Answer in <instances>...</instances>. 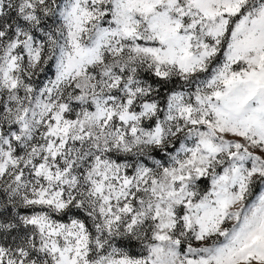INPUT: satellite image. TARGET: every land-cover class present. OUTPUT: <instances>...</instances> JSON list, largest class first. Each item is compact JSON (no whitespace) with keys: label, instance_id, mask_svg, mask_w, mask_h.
I'll return each instance as SVG.
<instances>
[{"label":"snow or ice","instance_id":"obj_1","mask_svg":"<svg viewBox=\"0 0 264 264\" xmlns=\"http://www.w3.org/2000/svg\"><path fill=\"white\" fill-rule=\"evenodd\" d=\"M0 264H264V0H0Z\"/></svg>","mask_w":264,"mask_h":264}]
</instances>
